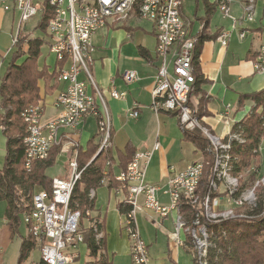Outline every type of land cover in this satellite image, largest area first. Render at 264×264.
<instances>
[{
    "label": "built area",
    "instance_id": "2783aa9c",
    "mask_svg": "<svg viewBox=\"0 0 264 264\" xmlns=\"http://www.w3.org/2000/svg\"><path fill=\"white\" fill-rule=\"evenodd\" d=\"M257 2L264 7V0H245L246 17L252 20L253 10ZM231 0H216V6L224 18L230 16ZM53 10L52 18L47 23L46 33L48 54L60 64L61 72L58 81L65 87L55 96L54 107L57 114L45 120L44 108L41 104L27 107L21 114L25 124L26 137L23 140L25 169L39 160H44L51 147L58 143L57 135L60 128L78 129L87 116L98 119V129L102 134L101 147L106 146L110 133V116L105 107L102 92L93 84L90 74V61L93 47L92 35L109 25H119L131 16L151 22L154 25L156 39V54L160 65L154 77L152 89L153 109L155 112L166 111L174 114L183 131L199 128L208 138L214 154L213 178L211 187L219 197L211 201L209 196L200 202L202 212H198L208 222L235 217L234 208L243 202L251 205L255 195L248 199L254 188L246 190L238 200L231 196L236 191L237 179L230 177L227 170L228 156L225 150L228 145L223 139L233 138L231 128H227L224 137L219 138L200 124L197 110L188 104V94L194 82L191 65L194 38L188 36L181 16V0H0L3 12L18 15L16 27L11 37V47L0 59V71L3 60L14 49L23 26L40 15L44 5ZM39 17V16H38ZM230 35L222 32L217 40L221 46H226ZM239 39L244 33L238 34ZM255 74L264 73V46L256 52L252 61ZM84 80L80 79V75ZM122 81L132 84L138 80L137 72L129 70L123 73ZM87 84H92L96 99L87 91ZM113 99H122L125 92L113 88L109 94ZM137 106L129 112V117L137 119ZM2 127L0 126V131ZM76 146V144H73ZM159 148L155 144L153 151ZM136 151L126 168L115 175L114 180L119 188L126 192L125 204L130 208L126 213L123 228L130 241V256L133 264H149L147 245L141 239L135 226L136 212L150 210L165 217L171 212L176 213L175 228L170 239L187 250L195 258V264H207L205 256L209 248V233L206 227L195 215V222L189 224L181 215L182 200L191 204L198 202L196 191L203 172V163L189 164L183 171L173 175L167 182L163 194L168 197L169 204L162 205L158 198L159 188L145 182L146 169L152 157V152ZM81 170L75 159L68 162V177L53 178L50 191L39 190L32 198V208L23 215L22 222L27 234H31L40 243V259L44 264H68L73 260L74 250L82 243V233L79 232L80 213L69 208L71 191L80 179ZM107 178L102 180L105 182ZM216 180L218 185L216 184ZM257 181L255 183L258 184ZM223 188V192H220ZM248 194V195H247ZM93 198L95 191H90ZM86 215L91 213L86 212ZM102 236V233H98Z\"/></svg>",
    "mask_w": 264,
    "mask_h": 264
},
{
    "label": "crops",
    "instance_id": "0c3cea01",
    "mask_svg": "<svg viewBox=\"0 0 264 264\" xmlns=\"http://www.w3.org/2000/svg\"><path fill=\"white\" fill-rule=\"evenodd\" d=\"M181 3V16L190 36H196L203 28L209 35L217 30L230 34L225 47L221 46L217 39L204 41L197 60L199 72L207 81L201 85V90L211 98L206 104L209 116L201 120L215 136L222 138L227 128H231L233 122L239 121L252 108L253 103L250 101L239 107V95L264 89V73L255 74L252 64L256 52L264 46V7L257 2L253 18L248 20L243 8L245 0H231L230 16L226 18L217 8L216 0H181ZM14 16V13L3 12L0 9V37L4 36L7 39L6 46H0V59L11 47V37L16 23ZM6 17L10 18L9 23L12 26L9 32L1 31ZM239 33H244L242 39H239ZM156 39L154 25L136 16H131L118 26H106L91 37L93 51L89 69L92 82L102 92L110 116V145L113 156L116 158V152L122 151L127 144H130L135 152H151L155 144H158L159 148L152 152L146 169L145 182L156 185L159 188L157 192L159 202L168 205V197L163 194L168 180L189 164L201 160L202 156L192 143L185 141L183 130L174 114L166 111L155 112L152 107L154 77L160 65V59L155 51ZM140 50L146 52L145 56H141ZM49 56L47 50V57ZM7 58L3 60L0 75L3 73ZM55 64L56 62L49 66L50 70ZM129 70L137 72L138 80L127 85L122 81V75ZM80 79L84 80L82 74ZM56 82L57 87L50 95L43 94V84L39 83L45 120L57 114L54 107L55 96L65 87L58 79ZM113 88L118 92H125L126 96L122 99L111 98L108 94ZM87 91L94 96L98 106L99 102L92 84H87ZM192 100L195 102L196 98L192 97ZM134 106H137L139 112L137 119L129 117V112ZM97 122L96 117L87 116L76 130L60 128L56 138L61 148L55 164L61 154L67 155V164L71 159L76 160L75 147L84 149L87 142L97 135L99 132ZM5 154L6 137L1 130L0 166L4 162ZM197 157L199 159H196ZM112 169L115 175L120 172L116 165ZM51 177L67 178L68 165H65L60 176ZM108 182L106 179L102 186L95 190L94 211L91 214L99 215V218L104 220L106 254L111 264H133L130 241L123 228L126 213L122 214L118 210V204L125 203L126 192L119 187L109 188ZM4 207L5 203L0 202V264H17L21 239L20 236H10L3 216ZM175 220L174 211L165 217L145 209L136 212L135 226L147 245L149 264H192V256L187 249L170 239V234L175 228ZM18 231L21 235L27 234L23 225ZM70 252L73 254V261L68 264H85L90 260L83 243ZM24 264H27V261Z\"/></svg>",
    "mask_w": 264,
    "mask_h": 264
},
{
    "label": "trees",
    "instance_id": "16d2710c",
    "mask_svg": "<svg viewBox=\"0 0 264 264\" xmlns=\"http://www.w3.org/2000/svg\"><path fill=\"white\" fill-rule=\"evenodd\" d=\"M38 16L39 19L33 28L36 34L20 36L8 64L0 75V126L6 137V154L3 165L0 166V202L5 203L3 216L10 236H20L21 239L17 264H24L31 252L40 247L41 242L38 243L31 234L21 235L18 229L23 225V215L32 208L33 195L39 190L50 191L53 178L47 171L55 165L61 148L60 143L53 145L46 159L35 161L29 170L25 169L23 140L26 130L21 114L27 107L41 104L40 82L43 84V94H52L61 72L60 64L56 63L51 70L45 63L39 64L41 49L48 44L46 28L49 18L53 16V10L45 4ZM203 29L196 36L188 34L195 39L191 50L194 82L188 91V104L197 110L200 120L209 116L206 104L211 98L201 90V85L207 81L199 72L198 55L204 41L217 39L221 34L220 30H217L209 35ZM145 53L140 50L141 56H145ZM192 97L196 98L195 102ZM246 101L252 102L253 105L244 117L231 125V133L235 137L223 139V143L228 145L225 150L228 156V174L238 182L236 191L231 196L232 200H238L246 190L254 188V203L249 205L243 202L235 207L236 218L208 222L204 216L198 214L202 212L200 202L204 197L208 195L211 201L223 194L219 195L211 187L214 154L209 141L201 135L199 129L183 131L185 141L192 143L204 160L196 191L198 202L191 204L182 200L180 212L189 224L195 220L197 214L200 223L206 227L210 243L205 258L207 264H264V187L260 182L255 186L263 170L260 145L264 142V89L240 94L239 107ZM201 125L205 127L202 120ZM110 135L111 132L104 147H101V132L91 138L84 149L75 147L76 162L81 174L71 191L69 208L80 213L78 230L82 233V243L86 246L90 259L85 264H111L106 254L104 220L100 219L99 215H86V212L94 211V197H90V191H97L105 178L109 180V188H118L119 183L114 180L112 167L116 165L120 171L124 170L135 153L133 147L127 144L122 151L116 152L115 158L110 145ZM216 184L218 185L217 180ZM129 209L125 203L118 204V210L122 214L127 213ZM98 233H102V236L99 237ZM189 250L187 251L190 254ZM191 260L192 264H195V258L192 257ZM38 264L44 263L40 259Z\"/></svg>",
    "mask_w": 264,
    "mask_h": 264
},
{
    "label": "rangeland",
    "instance_id": "374dc122",
    "mask_svg": "<svg viewBox=\"0 0 264 264\" xmlns=\"http://www.w3.org/2000/svg\"><path fill=\"white\" fill-rule=\"evenodd\" d=\"M42 1L43 0H35V2H42ZM14 15H15L14 16L15 19H18V15L17 14H14ZM38 19H39V17L37 16V17L33 18L32 20H30L28 23H26L23 26V30L20 32V36L25 35V34H29V35L33 36L34 34H36V32L34 31L33 28L36 26V23H37ZM9 20H10L9 17H6L4 19L1 31L9 32V29L12 28V26L9 23ZM15 27H16V25H15ZM6 43H7V39H5L4 36L0 37V46L5 47ZM8 44H9V42H8ZM13 51L14 50H12V52ZM12 52L10 53V55L8 56L6 61L4 62V68L8 64ZM44 63L47 66H51V64L55 63V58L53 56L47 57V50H46L45 46L42 47V49H41V57L39 58V64H44ZM200 124H201V120H200ZM196 129L198 130L199 128H196ZM199 131H201V130L199 129ZM201 133H202L201 135H203L208 140V138L203 134L202 131H201ZM260 153H261V156H262L263 170H261L262 171L261 177H260V180H258V181H260V184L262 185V187H264V142H262L261 145H260ZM196 159H199V157H197ZM203 160L204 159L202 157V159L197 161V162H200V161L202 162ZM1 165H3V164H1ZM65 165H68L67 164V155L61 154L60 157L58 158L56 164L54 165V167H52L51 169L48 170V174L50 176H60L64 172ZM258 185L259 184H256L255 186L257 187ZM222 190H223V188H220V192H223ZM253 193H254V191L252 190V193H250L249 195L247 194L248 195L247 198L248 199L252 198V194ZM262 198L264 199V194H263ZM234 215H235V217H232V218H236L237 217V214H234ZM204 258H206V256ZM39 260H40V252H39V248H36L35 250H33L31 252V254L29 256V259L27 260V264H38Z\"/></svg>",
    "mask_w": 264,
    "mask_h": 264
}]
</instances>
